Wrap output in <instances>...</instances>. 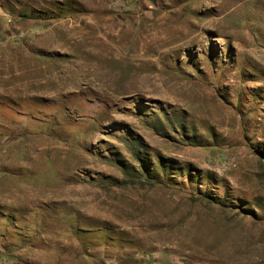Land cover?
<instances>
[{"label": "rangeland", "instance_id": "374dc122", "mask_svg": "<svg viewBox=\"0 0 264 264\" xmlns=\"http://www.w3.org/2000/svg\"><path fill=\"white\" fill-rule=\"evenodd\" d=\"M0 264H264V0H0Z\"/></svg>", "mask_w": 264, "mask_h": 264}, {"label": "bare ground", "instance_id": "6f19581e", "mask_svg": "<svg viewBox=\"0 0 264 264\" xmlns=\"http://www.w3.org/2000/svg\"><path fill=\"white\" fill-rule=\"evenodd\" d=\"M87 63V62H86ZM85 70V69H84ZM98 70V69H97ZM93 71V70H92ZM96 71V70H95ZM98 71H101V70H98ZM97 71V72H98ZM89 72V71H88ZM110 72V71H109ZM94 75H96L97 77H103L102 75H101V73H95ZM138 76V75H137ZM104 79V78H103ZM104 81V80H103ZM152 81V80H151ZM156 83V82H155ZM167 83H169V82H167ZM137 84H138V86H143V87H146V86H149L151 83H150V79H148L147 78V76L145 77V76H143L142 75V77H140L138 80H137ZM157 84V83H156ZM156 84H154V85H156ZM174 85V84H173ZM153 86V85H152ZM176 86V85H175ZM151 87V86H150ZM170 87H171V84H170ZM173 87V86H172ZM158 87H156V89H157ZM161 88V87H160ZM154 89V88H153ZM159 90V89H158ZM161 90V89H160ZM158 92H161V91H158Z\"/></svg>", "mask_w": 264, "mask_h": 264}]
</instances>
